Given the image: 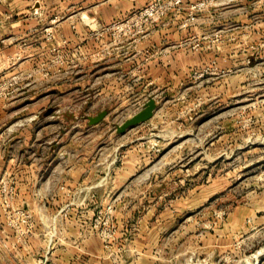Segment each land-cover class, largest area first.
Listing matches in <instances>:
<instances>
[{"label": "rangeland", "instance_id": "374dc122", "mask_svg": "<svg viewBox=\"0 0 264 264\" xmlns=\"http://www.w3.org/2000/svg\"><path fill=\"white\" fill-rule=\"evenodd\" d=\"M173 1L106 18L57 5L95 26L94 46L73 50L46 108L21 113L52 109L40 136L62 130L63 153L80 152L100 184L31 208L0 191V264H264V0ZM136 36L141 72L127 76ZM22 73L1 82L6 93ZM151 96L154 115L122 132Z\"/></svg>", "mask_w": 264, "mask_h": 264}, {"label": "crops", "instance_id": "0c3cea01", "mask_svg": "<svg viewBox=\"0 0 264 264\" xmlns=\"http://www.w3.org/2000/svg\"><path fill=\"white\" fill-rule=\"evenodd\" d=\"M52 1L60 4H55L54 8L49 7ZM62 2L63 0H0V85L6 78L23 71L22 82L16 88L13 87V91L6 93L4 89L0 90V186L6 183L14 187L11 199L15 205L26 208L42 204L48 206L51 202L50 193L65 194V190L74 193L78 188L87 189L100 184H89L88 176L94 167L85 159L83 163L80 162V152L71 148V152L63 153L61 148L67 141L64 142L62 130L57 129L49 143L40 136L42 131L46 136L47 127L58 122L48 119V112L52 109L35 122L31 121V117L25 118L23 114L41 111L47 106L49 92L63 91L64 63L77 61L79 58L74 49L80 45L88 48L90 45L94 46L90 32H93L95 26L81 25L79 21L74 23L71 18L64 19V14H60L62 9L57 6H62ZM71 2L74 5L83 3L96 18L113 17L142 4V0ZM53 15L56 17L48 20ZM128 43L135 51L127 58L134 59L133 62H124L131 67L128 68L131 71L126 69L124 73L127 76H138L142 66L139 49L144 47V40H139L136 36ZM104 63L108 65L111 62L104 59ZM47 68L49 71H46ZM42 81L43 85L39 83ZM74 125L72 122L71 128ZM71 132L73 134V130ZM85 157L89 160V154ZM137 162L133 161V157L127 159L121 170L128 171L130 175ZM61 205L60 202L56 204L57 207ZM0 215L4 217L1 210Z\"/></svg>", "mask_w": 264, "mask_h": 264}, {"label": "water", "instance_id": "95a60500", "mask_svg": "<svg viewBox=\"0 0 264 264\" xmlns=\"http://www.w3.org/2000/svg\"><path fill=\"white\" fill-rule=\"evenodd\" d=\"M156 107H157L156 98L154 96L149 97L145 105L140 110H138L137 112L126 118L120 124V130L122 132H125L130 127L149 119L154 115ZM107 113H108L107 109H102L101 111H99L94 115H88L89 123L91 124L98 123L100 120H102L103 117H105Z\"/></svg>", "mask_w": 264, "mask_h": 264}, {"label": "built area", "instance_id": "2783aa9c", "mask_svg": "<svg viewBox=\"0 0 264 264\" xmlns=\"http://www.w3.org/2000/svg\"><path fill=\"white\" fill-rule=\"evenodd\" d=\"M180 0H174L173 2L177 3L179 2ZM36 10V9H35ZM13 82L11 81L10 84H12ZM8 86V85H6ZM3 89L2 88V84L0 85V90ZM12 187L10 185H7L6 183H3L1 186H0V191H3V192H8L9 190H11Z\"/></svg>", "mask_w": 264, "mask_h": 264}]
</instances>
